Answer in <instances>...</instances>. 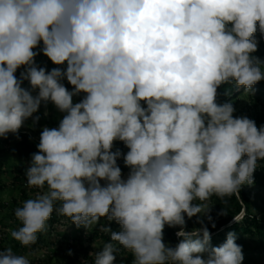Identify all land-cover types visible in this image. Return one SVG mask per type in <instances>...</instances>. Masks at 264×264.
I'll list each match as a JSON object with an SVG mask.
<instances>
[{
	"label": "clouds",
	"instance_id": "1",
	"mask_svg": "<svg viewBox=\"0 0 264 264\" xmlns=\"http://www.w3.org/2000/svg\"><path fill=\"white\" fill-rule=\"evenodd\" d=\"M258 30L264 0H0V137L42 103L63 113L40 133L25 172L39 194L15 209L11 237L34 244L55 210L78 228L114 221L111 239L132 264H242L235 233L213 247L200 216L213 195L252 185L264 160V126L216 102L221 85L264 80ZM40 52L58 67L37 66ZM194 216L201 227L188 231ZM165 226L178 228L175 246ZM115 261L107 243L92 264ZM0 264L31 262L8 247Z\"/></svg>",
	"mask_w": 264,
	"mask_h": 264
},
{
	"label": "rangeland",
	"instance_id": "2",
	"mask_svg": "<svg viewBox=\"0 0 264 264\" xmlns=\"http://www.w3.org/2000/svg\"><path fill=\"white\" fill-rule=\"evenodd\" d=\"M255 38L258 42L257 51L252 55L264 61V35H261L258 30L255 33ZM36 51L38 50L36 49ZM35 62L37 66L45 67L48 71L55 68V65L41 52L35 57ZM18 70L22 72L24 69ZM259 82L264 83V80ZM63 83L69 91L72 90V86L66 79ZM234 86L237 90L234 94L223 99L217 97L216 102L218 104L231 103L235 109L234 117H247L255 121L258 128L264 126V87H256L246 91L243 87H237L235 84ZM23 87H29L27 81H24ZM218 90L219 88L217 93ZM37 116L39 120L34 124L33 119ZM62 117L63 113H60L52 103L49 102L47 105L42 103L39 110L33 114L32 118L27 119L20 129L28 132L34 143L38 145L43 127H58ZM6 138L0 137V250L11 247L17 254L26 255L31 264H92L96 253L101 251L105 244L112 243L116 248L115 264H132L133 256L131 253L112 240L111 234L108 235L113 221L109 222L103 217L97 223L90 224L86 228H78L69 217L58 215L57 220H55L51 216L47 222L46 231L38 234V239L34 244L24 247L14 240L10 232L21 226V222L14 215L15 209L22 206L25 200L37 196L39 191L25 185L26 181L17 182L14 180L16 174L14 170L21 167L24 169L23 176L26 178L25 172L30 165L31 158L27 160L19 158L14 151L15 147L12 141H7ZM113 148L124 150L125 154L128 151L121 141H115ZM118 165L126 177L129 169L125 167L123 160ZM263 173L264 160H258L257 168L253 173L254 183L242 186L251 196V205L249 208L243 206L241 212H236L229 225L236 221L240 222L248 211L256 213L264 219V183L260 182ZM254 175L260 176L256 178ZM194 203L196 202L194 201ZM204 203L210 209L206 216H200L201 221L217 206L215 195ZM185 219L186 230L191 231L201 227L200 223H197L196 216L191 219L185 217ZM168 228L165 226L164 242L170 246H175L179 242V238L175 235L178 228H172L174 235L167 233ZM221 231L223 234L217 232L210 235L211 246L223 244L227 234L231 232L226 228ZM250 237L247 236L246 239H250ZM252 239L253 241L247 248H242L244 257L242 264H264V245L262 246L260 241L262 238L255 236ZM69 250H71V255L68 254Z\"/></svg>",
	"mask_w": 264,
	"mask_h": 264
},
{
	"label": "trees",
	"instance_id": "3",
	"mask_svg": "<svg viewBox=\"0 0 264 264\" xmlns=\"http://www.w3.org/2000/svg\"><path fill=\"white\" fill-rule=\"evenodd\" d=\"M40 47L42 48L43 45L41 44ZM37 50L39 51V48ZM55 67L58 66L55 65ZM61 67H66V65ZM20 73L21 71L17 70L16 73L17 78H19ZM256 87H264V83L257 82L255 85H253L252 88H256ZM236 91L237 90L234 84L221 85L219 87L217 97L223 99L229 97L231 94H234ZM82 97L83 94H81V96L74 97V101L79 102V100L82 99ZM6 140L10 142L12 141L15 147L14 151L16 152L17 156L23 160L30 159L32 154L38 151L37 145L32 140V136L23 129H19L16 133H9L7 135ZM115 150L116 148L115 149L113 148V151ZM121 152L125 153L124 150H121ZM122 160L123 158L119 159L117 163L119 164ZM23 170L24 169H22V167L14 170L16 173L14 177L15 181L17 182L26 181V178H24L23 176ZM254 176H256L257 178L260 175H254ZM260 182L264 183V173L260 179ZM215 199L217 202V206H215L211 210L210 214L202 221L203 225L208 228L210 235L217 232L218 234H223L221 230L223 228H226L231 232L235 233L236 236L235 242L243 249L249 246L250 242L253 241L252 238H254L255 236L261 237L262 239L260 241L262 242V246L264 245V219L261 218L256 213H251L248 211L245 217L240 222L236 221L234 224L229 225L231 219L235 216L236 212H241L243 206H247V208H249L251 205V196L249 193L245 191V189L242 186L239 190V196L234 193L231 196H227L224 198H219L215 196ZM58 207H59V202L55 204V208ZM58 215L60 214H58V212L54 210L52 213V218L57 220ZM209 217H211V219H209ZM213 224L215 225L214 227ZM110 229L111 230L110 233H108V235L111 234L112 231H118L119 225L113 221L110 226ZM167 233L169 235H174L173 230L170 227L167 229ZM247 236H251L250 239H246ZM164 237H165V232L163 238Z\"/></svg>",
	"mask_w": 264,
	"mask_h": 264
}]
</instances>
